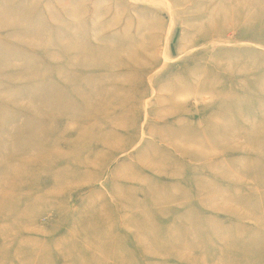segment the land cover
I'll return each instance as SVG.
<instances>
[{
    "label": "rangeland",
    "instance_id": "1",
    "mask_svg": "<svg viewBox=\"0 0 264 264\" xmlns=\"http://www.w3.org/2000/svg\"><path fill=\"white\" fill-rule=\"evenodd\" d=\"M0 264H264V0H0Z\"/></svg>",
    "mask_w": 264,
    "mask_h": 264
}]
</instances>
